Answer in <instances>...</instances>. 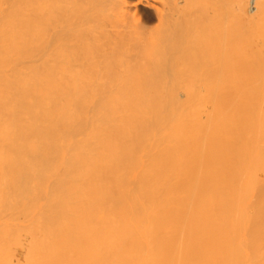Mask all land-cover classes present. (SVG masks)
Returning a JSON list of instances; mask_svg holds the SVG:
<instances>
[{
	"label": "bare ground",
	"instance_id": "1",
	"mask_svg": "<svg viewBox=\"0 0 264 264\" xmlns=\"http://www.w3.org/2000/svg\"><path fill=\"white\" fill-rule=\"evenodd\" d=\"M0 264H264V0H0Z\"/></svg>",
	"mask_w": 264,
	"mask_h": 264
},
{
	"label": "rangeland",
	"instance_id": "2",
	"mask_svg": "<svg viewBox=\"0 0 264 264\" xmlns=\"http://www.w3.org/2000/svg\"><path fill=\"white\" fill-rule=\"evenodd\" d=\"M203 71H204V69H203ZM204 72H205V71H204ZM204 72L201 71L202 74H204ZM205 73H207V72H205ZM198 74H199V76H201L200 73H198ZM206 75H209V74H206ZM189 76H191V75H189ZM189 76H187V77H189ZM193 76L196 77V75H194V74H193ZM193 76H192V77H193ZM199 76H198V77H199ZM195 77H194V78H195ZM210 77H211V76H210ZM196 78H197V77H196ZM201 78H202V76L199 78L200 80H198V81L202 82L203 78H202V80H201ZM205 78H206V77H205ZM205 78H204V79H205ZM208 78H209V77H208ZM208 78L205 79V80L208 81ZM185 79H188V78H184V80L182 79V80H183L182 82H184ZM190 80H191V77H190V79H189V83H191ZM192 80H194L195 83L198 82L196 79H193V78H192ZM192 80H191V81H192ZM205 80H204V81H205ZM213 80H214V78L212 79V83H213ZM194 81H193V84H194ZM204 81H203V83H204ZM185 82H186V81H185ZM185 82H184V83H185ZM208 82H209V81H208ZM215 82H216V81H215ZM227 82H228V81H227ZM227 82H226V83H227ZM210 83H211V82H210ZM187 84H188V83H187ZM196 84H197V83H196ZM196 84H195V85H196ZM204 84H207V83H204ZM204 84H203V86H204ZM216 84H217V82H216ZM216 84H215V85H216ZM228 84H229V83H228ZM188 85H189V84H188ZM198 85H199V86H202V84H201V85L198 84ZM208 85H209V83H208ZM213 85H214V84H213ZM215 85H214V86H215ZM205 86H206V85H205ZM211 86H212V85H211Z\"/></svg>",
	"mask_w": 264,
	"mask_h": 264
}]
</instances>
